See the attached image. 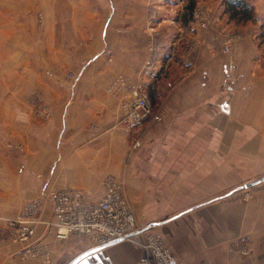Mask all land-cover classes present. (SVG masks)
Segmentation results:
<instances>
[{
    "label": "crops",
    "instance_id": "obj_1",
    "mask_svg": "<svg viewBox=\"0 0 264 264\" xmlns=\"http://www.w3.org/2000/svg\"><path fill=\"white\" fill-rule=\"evenodd\" d=\"M158 1L85 0L84 10L70 1L66 25L74 39L68 40L66 51L70 53L68 57L78 61L73 59L69 64L80 67L74 79L76 87L62 103L60 112L52 110L38 122L41 127L46 124L56 128L53 137L43 140L41 149L39 145L33 148L28 140L22 142L24 159L39 165L36 173H27L24 193L18 192L23 194L20 203L40 197L47 186L97 199L104 191L105 174L120 175L124 170L127 183L149 179L145 193H133L146 203L142 208L147 210L136 217L139 221L141 217L147 219V226L160 228L182 218L187 211L214 206L237 190H248L252 198L229 205L227 212L229 222L237 224L239 232L225 242L221 235L212 242L202 237L199 250L205 255L201 260L227 264L225 247L241 254L238 239L244 234L248 236L250 252L241 255H254L261 260L259 264H264V181L249 188H242L244 182L233 188L227 182L235 176L236 162L259 163L261 174L244 176H264V23L254 17L246 21L231 18L218 4L206 5L203 18L194 21L192 10L182 8L186 0L170 1L168 9ZM92 3L96 9H90ZM249 3L256 18L264 21V0ZM153 5L157 10L153 31L158 33L160 44L157 65L163 68L147 78L144 63L152 35L148 11ZM76 49L83 52H70ZM120 75L145 80L151 102L163 104V114L149 118L142 137L138 134L140 125L129 131L124 127V90L115 84ZM66 124L71 137L61 144ZM31 125L34 123H28V131ZM26 135L29 137V133ZM128 161L138 173L134 178L128 165L124 166ZM108 162L120 165L113 168ZM10 197L11 191L4 190V200ZM49 214L47 208L42 218H50ZM161 214L166 215V220L157 217ZM199 224L203 225L202 221ZM149 228L137 227L139 237L160 235ZM180 230L174 229L173 236L181 237ZM8 231L4 220H0V264H66L91 246V241L75 235L59 241L52 230L39 224L36 237L47 245L48 262L20 259L16 252L21 245L9 239ZM162 239L175 257H184L189 264L179 247ZM141 253L140 246L123 240L77 264H138Z\"/></svg>",
    "mask_w": 264,
    "mask_h": 264
},
{
    "label": "rangeland",
    "instance_id": "obj_2",
    "mask_svg": "<svg viewBox=\"0 0 264 264\" xmlns=\"http://www.w3.org/2000/svg\"><path fill=\"white\" fill-rule=\"evenodd\" d=\"M70 1L0 0V220H4L5 225H7L8 219L18 215L25 203L40 198L36 197L20 203L23 194L18 192L24 193L27 186L26 175H28L27 173H36V166L39 165L35 161L24 159L20 152L22 142L28 140L33 148H37L36 145H39L41 149L43 140L53 137L54 133L57 132L56 128H49L46 124L41 127L42 124L38 122H42L41 120H44L45 116H48L52 110L60 112L64 105L62 103L68 99L71 90L76 87H73L74 79L80 67L69 64L74 58L68 57L70 53L66 51L68 40L74 39L73 31L68 33L66 25L68 10L71 9ZM84 1L73 0V4L77 9L84 10L87 4ZM224 1L186 0L182 4V8H188L190 11L196 9L204 11L206 5L218 4L223 5L224 9ZM96 8L97 6L92 3L90 9ZM192 11L191 16H193ZM52 15H54V18H52ZM253 17L259 20V23L261 21L264 23L263 18L259 19L258 16L256 18L255 14L252 15V20H254ZM192 19L196 21L193 17ZM244 20L246 21V19ZM94 28L95 25H92V30ZM60 48H63V50ZM70 52L79 54L83 50L76 49ZM74 61L78 62L75 59ZM160 106H163V104L158 103L155 105L152 103V107L156 111L160 110ZM28 123H34V125L29 126V131L27 129ZM147 123H150L149 119H146L145 123L143 121L140 125L138 129L139 137L144 135L147 129L146 125H149ZM65 126V128L62 127L64 130L61 144H65L67 140H70L68 137H71L67 124ZM27 133H29V137H27ZM130 151L131 142L129 140L128 152L130 153ZM107 164L113 168L120 165L119 162H108ZM124 164L125 168L128 165L129 172L131 171L132 174L131 177H136L135 173H138L136 170L131 169V162H124ZM235 167L234 178H229L230 180L227 181L231 187L255 180L254 174L262 173L259 163L256 162L251 164L236 162ZM248 173H252L254 176H244ZM107 175H112L120 182L128 206L136 219V227L144 229L148 220L141 217V221H139L136 215L145 211L142 206L146 203L139 200L140 196H133V193L139 194L138 190L145 193V187L149 179L145 177L140 179L141 183H137L138 179L127 183L125 177H123L124 170L120 175L114 172L105 174V176ZM240 175H243V177ZM137 184H140V186ZM50 188L55 187L47 186L45 190ZM4 190L11 191L10 200H4ZM144 196L148 197L145 194ZM251 198L252 195L249 194L248 190H237L230 196L222 198L214 206L187 211L182 218L168 222L160 228L151 227L148 231L157 232L164 239L167 234L168 238L166 239L179 247L178 249L186 257L189 264H208L205 262L206 260H201L202 255H205L199 250L202 246L200 243L201 238L207 237V240L212 242L218 237L220 238L221 235L224 236V238H220L221 241L225 242L229 237L238 233L239 227L237 224L229 222V219H231V216L229 217L227 213L229 205L233 207L232 205L245 202ZM162 214L157 217L159 219L163 218L164 221L166 220L164 217L171 213L164 216ZM201 221L203 225L199 224ZM179 228H181L182 236L176 238V235L173 236L172 233L174 229ZM243 237L247 238L248 236L242 234L239 239ZM187 241L190 242L189 245ZM225 250L223 254L227 257V264H259L258 262L261 261L255 259L254 255L250 258L237 254L234 248L235 252L233 250L231 252L229 246L226 253ZM205 251L208 252V250ZM213 251L212 249L209 252ZM228 257L231 259H228ZM182 258L180 259L186 263L184 257Z\"/></svg>",
    "mask_w": 264,
    "mask_h": 264
},
{
    "label": "built area",
    "instance_id": "obj_3",
    "mask_svg": "<svg viewBox=\"0 0 264 264\" xmlns=\"http://www.w3.org/2000/svg\"><path fill=\"white\" fill-rule=\"evenodd\" d=\"M173 0H159L163 5H169ZM205 15L203 10H194L193 18L200 20ZM155 6L148 11L151 22V37L148 40V56L144 63V76L156 75L160 68L157 65L158 50L160 48L159 35L153 31L157 18ZM115 84L122 86L123 107L125 110L123 124L127 131L143 121L163 114V108L154 110L147 91L145 80H130L125 76H118ZM103 193L97 199H87L81 194L66 188H50L44 190L40 198L24 204L21 211L12 219L7 220L8 237L11 241L21 245L16 252L20 259L37 258L48 262V249L36 237L39 224L52 230L55 239L66 240L70 235L88 239L91 245H100L115 239H124L140 246L142 253L138 264H185L175 257L165 245L162 237L149 233L139 237L136 219L132 214L123 188L112 175L102 180ZM50 218L44 220L42 216L47 211ZM248 238L238 241L241 254L250 252L247 246Z\"/></svg>",
    "mask_w": 264,
    "mask_h": 264
},
{
    "label": "trees",
    "instance_id": "obj_4",
    "mask_svg": "<svg viewBox=\"0 0 264 264\" xmlns=\"http://www.w3.org/2000/svg\"><path fill=\"white\" fill-rule=\"evenodd\" d=\"M224 13L231 18H241L249 20L253 15V7L248 0H225Z\"/></svg>",
    "mask_w": 264,
    "mask_h": 264
},
{
    "label": "water",
    "instance_id": "obj_5",
    "mask_svg": "<svg viewBox=\"0 0 264 264\" xmlns=\"http://www.w3.org/2000/svg\"><path fill=\"white\" fill-rule=\"evenodd\" d=\"M263 181H264V176L263 177H260L258 179H255V180H252V181H249V182L245 183L242 188H249V187H252L254 185H257V184H259V183H261ZM151 226L152 225H148L144 229L146 230V229H148ZM123 240L124 239H115V240H112V241H109V242H106V243H103V244H100V245H93V246L91 245L88 248L84 249L83 251L79 252L77 255H75L66 264H77L80 260H82L86 256H88L90 254H94L96 252H99L100 250H103L106 247L112 246V245H114L116 243H119V242H121Z\"/></svg>",
    "mask_w": 264,
    "mask_h": 264
}]
</instances>
